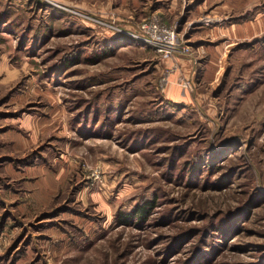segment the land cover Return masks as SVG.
Here are the masks:
<instances>
[{
	"label": "rangeland",
	"instance_id": "1",
	"mask_svg": "<svg viewBox=\"0 0 264 264\" xmlns=\"http://www.w3.org/2000/svg\"><path fill=\"white\" fill-rule=\"evenodd\" d=\"M0 264H264V0H0Z\"/></svg>",
	"mask_w": 264,
	"mask_h": 264
},
{
	"label": "built area",
	"instance_id": "2",
	"mask_svg": "<svg viewBox=\"0 0 264 264\" xmlns=\"http://www.w3.org/2000/svg\"><path fill=\"white\" fill-rule=\"evenodd\" d=\"M137 36L154 45L163 57H171L176 51H184L178 41L176 29L158 17H149L138 25Z\"/></svg>",
	"mask_w": 264,
	"mask_h": 264
},
{
	"label": "crops",
	"instance_id": "3",
	"mask_svg": "<svg viewBox=\"0 0 264 264\" xmlns=\"http://www.w3.org/2000/svg\"><path fill=\"white\" fill-rule=\"evenodd\" d=\"M132 22H133V21H132ZM177 76H178V72H177L176 74L173 75V77H172V81H171L172 83L168 85V87L172 88V89H169V91H171V90L173 91V89H175V87H174V85H173V84H174L173 80H175V78H177ZM172 91H171V92H172Z\"/></svg>",
	"mask_w": 264,
	"mask_h": 264
},
{
	"label": "trees",
	"instance_id": "4",
	"mask_svg": "<svg viewBox=\"0 0 264 264\" xmlns=\"http://www.w3.org/2000/svg\"><path fill=\"white\" fill-rule=\"evenodd\" d=\"M140 211V213H138L139 215H143V214H145V212H146V210H145V206H143L142 208H140L139 209Z\"/></svg>",
	"mask_w": 264,
	"mask_h": 264
}]
</instances>
